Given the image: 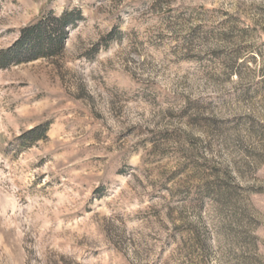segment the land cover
Returning a JSON list of instances; mask_svg holds the SVG:
<instances>
[{
	"label": "rangeland",
	"instance_id": "1",
	"mask_svg": "<svg viewBox=\"0 0 264 264\" xmlns=\"http://www.w3.org/2000/svg\"><path fill=\"white\" fill-rule=\"evenodd\" d=\"M64 12L0 68V264H264V0H0V51Z\"/></svg>",
	"mask_w": 264,
	"mask_h": 264
},
{
	"label": "trees",
	"instance_id": "2",
	"mask_svg": "<svg viewBox=\"0 0 264 264\" xmlns=\"http://www.w3.org/2000/svg\"><path fill=\"white\" fill-rule=\"evenodd\" d=\"M75 20L74 14L69 12L58 17L50 14L23 29L10 49L0 51V68L60 57L65 51L68 28ZM47 130L45 126L37 127L22 135L19 140L22 144L30 145L45 139Z\"/></svg>",
	"mask_w": 264,
	"mask_h": 264
}]
</instances>
